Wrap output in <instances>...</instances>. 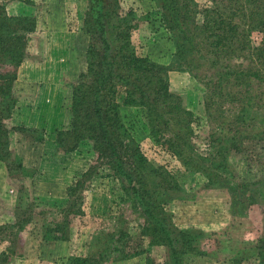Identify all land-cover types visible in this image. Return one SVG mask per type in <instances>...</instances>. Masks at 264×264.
Returning <instances> with one entry per match:
<instances>
[{
    "label": "trees",
    "instance_id": "1",
    "mask_svg": "<svg viewBox=\"0 0 264 264\" xmlns=\"http://www.w3.org/2000/svg\"><path fill=\"white\" fill-rule=\"evenodd\" d=\"M86 1L87 70L73 85L69 125L57 133L53 146L62 162L89 160L94 175L107 167L121 183V209L116 216L88 217L79 181L68 188L66 207L34 214L37 205L31 203L24 208L29 215L19 213L24 182L37 171L26 168L9 148L8 122L22 98L19 68L29 59L38 21L26 10L9 15L0 4V163L20 183L16 220L0 225V264L25 255L24 236L37 237L40 244L68 241L85 220L100 223L90 253L67 257L62 264H118L142 256L145 264H192L208 258L205 234L179 229L169 206L185 201L187 182L197 176L204 188L229 193L232 215L247 217L250 207L264 204V173L258 182L240 183L230 162L247 144L264 142V0H151L152 12L141 15L123 12L120 0ZM141 28L172 44L169 65L145 54L137 42L143 39ZM172 72L188 73L202 87L205 115L216 126L212 142L203 147L193 141L196 114L171 91ZM122 107L144 113L156 143L174 154L184 171L148 160ZM15 130L28 135L29 147L45 140L41 130ZM222 261L264 264V236Z\"/></svg>",
    "mask_w": 264,
    "mask_h": 264
},
{
    "label": "rangeland",
    "instance_id": "2",
    "mask_svg": "<svg viewBox=\"0 0 264 264\" xmlns=\"http://www.w3.org/2000/svg\"><path fill=\"white\" fill-rule=\"evenodd\" d=\"M51 2L52 0H49L45 5L38 6L39 9L32 10V13L37 17L38 29L37 33L33 34L29 40L28 58L40 56L42 39L44 40L45 36L48 37L51 33L60 32L58 30L65 26L56 23L64 18L65 29L70 33V47L66 56L67 67L59 77L62 83V99L57 105L59 109L49 108L47 110V113L52 115L56 121L60 119V122L52 127L38 128L44 132L45 144H37L36 149L33 145L29 147L28 139L25 140V136L28 137L27 134L23 136L21 132L10 129L9 148L14 154L22 158V162L29 166L28 169L37 171L35 178H28L24 182L22 205L19 213L25 216L29 215L30 212H24L26 210L24 208H28L31 203L37 205L34 214H39L41 210L51 213L55 209L54 212H56V209L64 208L68 204L70 199L68 188L76 186L79 181H83L82 186L78 188V194L81 193L84 198L83 210L85 214L88 217L100 218L116 216L121 209L120 198L123 191L120 181L110 175L111 171L107 167L101 168L94 175L92 163L89 160L87 162H62L55 157L53 142L56 140L57 133L65 130L69 125L73 85L78 81L79 76L87 70L85 55L88 39L82 32L87 1L61 0L54 2V7H50ZM0 4L6 7L9 15L12 13L15 16L21 15V12L26 10L20 7H15L14 10L8 9V0H0ZM120 6L123 12L132 9L138 15L147 14L153 10L151 0H120ZM28 12L30 11L28 10ZM49 20L51 21L50 25L48 24ZM143 30L141 28L143 39L137 42L143 44L144 48L142 47V49H144L145 54L159 64L169 65L174 53L172 44L160 35L153 33L151 29H146L144 32ZM252 39L255 42L259 41L257 35H253ZM21 82L23 81L18 82L19 93L27 94L28 98L34 97L37 93V84L29 85L28 88L26 84ZM169 82L171 91L182 98L184 107L196 114L193 141L198 142L199 148L212 142L210 136L216 126L205 115L201 85H198V82L193 80L188 73L181 72L170 73ZM19 111L21 113L29 112V105L24 108L19 107ZM122 114L149 161L163 166L169 171H175L179 168L184 171L177 157L164 146L156 143L150 134L142 111L122 107ZM19 119L20 117L17 118L16 123H20ZM14 128H21V126ZM39 145L43 146V149ZM41 150L45 152L44 159H42L44 155H41ZM84 153L87 155L85 149ZM70 156H66V158ZM83 156L87 159L85 155ZM230 162L237 181L240 183L258 182L264 173V142L247 144L243 147V152L231 156ZM5 170L7 171L6 167ZM5 174H7V181L10 180L13 185L4 188L2 195H5L4 193L6 195L0 197V208H6L10 212V216L4 215V219L0 221L3 226L12 224L16 220L15 215L18 211L17 205H15V191L20 188V183H16L15 179L9 176L8 171ZM203 181V178L199 176L190 177V181L187 182L188 186L185 187V201L172 203L169 210L174 215L179 229L196 228L206 236L203 242V250L208 253L210 258H199L191 262L192 264H226L222 259L228 256L231 258L236 256L238 252L243 250L244 245H256L264 236V204L250 207L247 217L232 215L230 213L229 193L206 189L203 187ZM10 189L14 190V193H11L12 190ZM2 198L4 199L2 200ZM85 222V225L79 224V227H76L77 229L73 231L68 241H60L59 245L54 242L40 244L39 240L34 239L37 237L24 236L23 241H28L25 255L11 258L9 264H62L70 256H87L91 251L100 223L95 222L94 224L87 220ZM118 264H145V256L122 261Z\"/></svg>",
    "mask_w": 264,
    "mask_h": 264
},
{
    "label": "crops",
    "instance_id": "3",
    "mask_svg": "<svg viewBox=\"0 0 264 264\" xmlns=\"http://www.w3.org/2000/svg\"><path fill=\"white\" fill-rule=\"evenodd\" d=\"M9 4H7V8L14 10L15 7H20L22 9H26V11L32 12L36 8L39 9L38 6L45 5L49 0H8ZM61 0H52L50 7H54V2H58ZM74 1V0H72ZM19 5V6H18ZM49 7V6H48ZM12 15H15L12 13ZM48 15V14H47ZM48 24H51L49 20ZM56 24L64 25L65 27L60 28L56 33H51L48 37L45 36L44 40L42 39V47H40V56L29 58L26 60L21 67L19 68L18 73V81H17V89L18 82L23 81L21 83L26 84L28 87L37 84V93L34 97L28 98L27 94L23 95L20 93L22 98L15 110L13 117L8 122V127H12L11 129H15L14 127L21 126L25 128H33V129H44L47 127H52L54 124L60 122V119L56 121L52 115L47 113L49 108H57V106L61 99V85L62 83L59 80L61 73L64 71L67 60V51L70 47V33L66 31V25L64 22V18L60 22ZM52 28V26H51ZM67 69V68H66ZM23 73V76L21 74ZM29 88V87H28ZM26 101V102H25ZM25 104V105H23ZM29 105V112L21 113L20 108L27 107ZM31 105V106H30ZM35 107V108H34ZM61 116V113H60ZM20 117V123H16L17 118ZM19 125V126H18ZM37 144H45V140L41 143H35L33 147ZM40 146V145H39ZM43 149V146H40ZM41 155H44L42 159L45 157V152L41 150ZM41 159V158H40ZM24 163L25 167H29ZM32 167V166H31ZM0 197H5L2 195L3 189L12 186L10 180L7 181V172L5 167L0 163ZM12 190V189H10ZM8 190V191H10ZM17 191V190H16ZM15 191V205L18 202V194ZM14 193V190L10 191ZM18 192V191H17ZM4 198H2L3 200ZM5 207V206H2ZM4 215L10 216V212L6 210V208H0V221L4 219ZM2 225V224H0ZM59 245L60 242H54ZM44 244V243H43ZM2 248V247H1ZM0 248V250H1Z\"/></svg>",
    "mask_w": 264,
    "mask_h": 264
}]
</instances>
